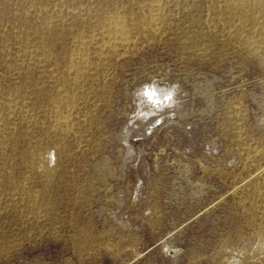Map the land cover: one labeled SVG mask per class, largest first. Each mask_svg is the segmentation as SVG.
<instances>
[{"label": "rangeland", "instance_id": "1", "mask_svg": "<svg viewBox=\"0 0 264 264\" xmlns=\"http://www.w3.org/2000/svg\"><path fill=\"white\" fill-rule=\"evenodd\" d=\"M150 1L0 0V264H264V0ZM126 12L160 19L102 48Z\"/></svg>", "mask_w": 264, "mask_h": 264}, {"label": "bare ground", "instance_id": "2", "mask_svg": "<svg viewBox=\"0 0 264 264\" xmlns=\"http://www.w3.org/2000/svg\"><path fill=\"white\" fill-rule=\"evenodd\" d=\"M147 1V0H146ZM153 2H155V0H151L148 4L150 5V6H152V7H157L158 5H157V3L155 2V3H153ZM224 2V1H223ZM158 3H159V1H158ZM226 3H228L227 4V6L229 7V9H230V13H231V17H233V18H235V19H237V21H238V24H240V21H245V22H250L251 23V21H252V13H251V11H252V3L250 2V1H242V0H228V2H226ZM254 4V3H253ZM141 5V4H140ZM143 5V4H142ZM141 5V6H142ZM225 5V2H224V4H223V6ZM126 6V5H125ZM140 6V7H141ZM146 6V5H145ZM227 6H226V8H227ZM128 7V6H127ZM151 7V8H152ZM130 8V7H129ZM150 8V7H149ZM162 8V7H161ZM139 9H142V8H139ZM153 9V8H152ZM164 9V8H163ZM148 10H151V9H148ZM155 10V9H154ZM158 10V9H157ZM162 10V9H161ZM165 10V9H164ZM130 11H132V10H130ZM163 11V10H162ZM227 11H228V9H227ZM254 11V10H253ZM129 12V11H128ZM128 12H126V13H123L124 14V16H122L121 14L120 15H118L119 13H116L115 15H110V16H108L107 18H106V23H104V21H102L104 24L100 27V29H101V42H100V40L98 41L99 43H101L100 45L102 46V48L104 47V46H108V48L110 49V48H114V46H116V42H113L114 40H120L121 42L122 41H125V37H127V39H129L128 38V36H126V29H128V28H126L127 27V25L128 24H131V26H134L135 27V29H137V27H140V26H145V25H147L146 27L148 28V26H150V27H152V26H154V25H156V21L155 20H157V19H160V17H159V12H158V15H156V17L154 16V14H156V13H154V14H150V16L148 15V14H146V13H144V15L146 14V16H140V14H138V16L139 17H135V18H131V20L129 19L128 21H127V19L128 18H125V16L128 14ZM115 13V12H114ZM220 13V12H219ZM226 13V12H225ZM126 14V15H125ZM131 15H132V13H130ZM162 14V13H161ZM163 14H165V12H163ZM257 14H258V12H257ZM136 15V14H135ZM142 15V14H141ZM130 16V15H129ZM132 16H134V15H132ZM162 16V15H161ZM255 16V15H254ZM257 16V15H256ZM128 17V16H127ZM131 17V16H130ZM129 17V18H130ZM163 17H165V15H163ZM163 17H161V19L163 18ZM217 17H219V15L217 16ZM216 17V18H217ZM223 17V16H222ZM260 17V16H259ZM261 17H264V16H261ZM46 18V17H45ZM48 18V17H47ZM46 18V19H47ZM105 18V17H104ZM227 18H229L228 16H227ZM45 19V20H46ZM44 20V19H43ZM44 20V21H45ZM100 20H103V18L102 19H100ZM166 20V19H165ZM165 20H163V22L165 21ZM232 20H234V19H232ZM49 21V20H48ZM97 22L96 23H98V20H96ZM215 21H216V19H215ZM219 21V20H218ZM128 22V23H127ZM167 22V21H166ZM211 22V21H210ZM210 22H209V24H210ZM213 22V21H212ZM217 22V21H216ZM232 22V21H231ZM259 22V21H258ZM45 23H47V22H45ZM96 23H93V24H96ZM160 23H161V20H160ZM218 23V22H217ZM234 23V22H233ZM100 24H102L101 23V21H100ZM164 24V23H163ZM208 24V25H209ZM262 27H264V18H261L260 19V23H259ZM97 25V24H96ZM211 25V24H210ZM215 25V24H214ZM220 25V24H219ZM225 25H227V24H225ZM235 25V24H234ZM98 26V25H97ZM222 26V25H221ZM244 26V25H243ZM255 26V25H254ZM257 26V25H256ZM40 27V26H39ZM43 27V26H42ZM95 27V26H94ZM134 27H132L133 29H134ZM157 27V26H156ZM92 28V27H91ZM99 28V27H98ZM143 27H140V29H142ZM162 28V27H161ZM228 28V30H229V27H227ZM250 28V27H249ZM46 29H47V27H46ZM97 29V28H96ZM158 29V28H157ZM231 29V28H230ZM232 29H233V26H232ZM255 29V28H254ZM44 30V29H43ZM129 30V29H128ZM130 30H132V29H130ZM137 30H139V29H137ZM100 31V30H99ZM98 31V32H99ZM156 31V30H155ZM231 31V30H230ZM90 32H92V30L90 31ZM94 32V31H93ZM92 32V33H93ZM96 32H97V30H96ZM46 32H44V34H45ZM53 33V32H52ZM51 33V31H49V33H46V34H48L47 36H51V38H52V34ZM95 33V32H94ZM234 33V32H233ZM45 34V35H46ZM90 34V33H89ZM96 34V33H95ZM95 34H93V35H95ZM92 35V36H93ZM97 35V34H96ZM129 35V34H128ZM82 36V35H81ZM88 36V35H87ZM98 36V35H97ZM100 36V35H99ZM78 37V36H77ZM88 37H90L91 38V35H89ZM79 40L81 41V38H83V37H80L79 36ZM94 38H95V36H94ZM89 41H91V39H89V38H87ZM93 40V43L92 44H94V43H96V42H94V40L95 39H92ZM84 41V40H83ZM88 41V44H90V42ZM97 41V40H96ZM119 41V42H120ZM79 42V41H78ZM118 42V43H119ZM82 43H85V41L84 42H82ZM98 43V44H99ZM113 43H115V45L113 44ZM86 44V43H85ZM114 46H113V45ZM125 44V43H124ZM94 46H96V44H94ZM99 46V45H98ZM98 46H96V47H98ZM77 47H79V46H77ZM81 47V46H80ZM84 47V50H85V46H83ZM96 47H94L95 49H97L98 50V48H96ZM117 47V46H116ZM94 48H93V51H96V50H94ZM105 48V47H104ZM78 49H80V48H77V50ZM116 49H118V48H116ZM83 50V49H82ZM111 50H113V49H111ZM79 51V50H78ZM88 50H85L84 52H86V53H89V52H87ZM99 51L101 52V50L99 49ZM106 51V50H105ZM107 51H109L108 49H107ZM114 51V50H113ZM112 51V52H113ZM98 52V51H97ZM112 52H110V53H112ZM75 52H73V54H74ZM79 53H81V52H79ZM78 53V54H79ZM109 52H106V53H104L105 55L106 54H108ZM113 53H115V52H113ZM72 54V53H71ZM83 54V53H82ZM99 54V53H98ZM84 55V54H83ZM82 55V56H83ZM88 55V54H87ZM101 55H103V54H101ZM90 56V55H89ZM35 57V56H34ZM39 57V56H38ZM55 57H56V55H55ZM64 57V56H63ZM66 57V56H65ZM86 56L84 55V57L83 58H85ZM88 57V56H87ZM104 57H106V56H104ZM33 58V57H32ZM36 58V57H35ZM41 58V57H40ZM60 58V57H59ZM68 58V57H67ZM77 58V57H76ZM76 58H74V59H76ZM31 59V58H30ZM41 59H43V58H41ZM45 59V58H44ZM86 59V58H85ZM102 59V58H101ZM33 62H34V60L33 59H31ZM30 60V61H31ZM38 60V59H37ZM67 60V59H66ZM63 61V60H62ZM68 61H71V62H69L68 63V68L70 69V70H74V72H73V74L75 73H78V68H80V64L78 65L77 64V62L76 61H79V60H76V61H74V62H72L73 60H68ZM85 62L87 61L88 62V59H86V60H84ZM83 61V63H85ZM103 61V60H102ZM36 62V61H35ZM43 62V61H42ZM41 62V63H42ZM87 62H86V64H87ZM105 62V61H104ZM103 62V63H104ZM31 63V62H30ZM36 63H39V62H36ZM36 63H34L33 65H35ZM80 63V62H79ZM100 63V62H99ZM99 63H97L98 65H99ZM56 64H59L58 62L56 63ZM66 63H64V65H65ZM44 65V64H43ZM32 66V65H31ZM37 66H39V65H37ZM40 66H42L41 64H40ZM58 66V65H57ZM34 67V66H33ZM59 67H60V65H59ZM66 67V65L63 67V68H65ZM88 67V66H87ZM89 68V67H88ZM88 68L87 69H85V70H88ZM60 69H62L61 67H60ZM80 69H83V66L80 68ZM90 69L91 68H89V71H90ZM96 69H97V67H96ZM60 71H62V70H60ZM94 70H92V72H93ZM102 71V70H101ZM32 72V71H31ZM64 72V71H63ZM62 72V73H63ZM104 72V71H103ZM43 73H45V72H43ZM47 73V72H46ZM71 73V72H70ZM80 73L82 74V70L80 71ZM87 73V72H86ZM96 73H99V72H96ZM32 74H33V72H32ZM64 74H65V72H64ZM66 74L68 75L69 74V72L67 71L66 72ZM72 74V73H71ZM74 74V75H75ZM81 74H79V75H81ZM103 74V73H102ZM43 75V74H42ZM42 75H41V77H42ZM47 75V74H46ZM49 75V74H48ZM63 75V74H62ZM77 75V74H76ZM90 75V74H89ZM69 76V75H68ZM71 76V75H70ZM78 76V75H77ZM93 76V75H92ZM96 76V75H95ZM34 77V76H33ZM48 77V76H47ZM74 77V76H73ZM79 78H80V76H78ZM78 77H76L77 79H78ZM97 77V76H96ZM105 77V76H104ZM46 78V77H45ZM53 78V77H52ZM67 79V77H65L64 76V79ZM75 78V79H76ZM36 79V78H35ZM34 79V80H35ZM61 79V77L58 79V80H60ZM98 79V78H97ZM49 80H50V77H49ZM55 80H56V78H55ZM58 80H56V81H58ZM62 80H63V78H62ZM68 80L70 81V78L69 79H67V81H66V83L68 82ZM90 80V79H89ZM36 81V80H35ZM52 81V80H51ZM50 81V82H51ZM61 81V80H60ZM64 81V80H63ZM73 82L75 81V80H72ZM92 81V80H91ZM96 81V80H95ZM94 81V82H95ZM99 81V80H98ZM97 81V82H98ZM37 82V81H36ZM41 82H42V80H41ZM45 82V81H44ZM43 82V83H44ZM47 82V81H46ZM49 82V83H50ZM53 82V81H52ZM93 82V81H92ZM102 82V81H101ZM35 83V82H34ZM39 83H40V81H39ZM39 83H37V85L39 84ZM60 82L58 81V85H60L59 84ZM62 83H64V84H66L65 82H62ZM69 84L71 83V82H68ZM36 84V83H35ZM50 84H52L53 85V83H50ZM77 84V83H76ZM93 84V83H92ZM96 85H97V83H95ZM100 84V83H99ZM103 84V83H102ZM105 84V83H104ZM42 85V84H41ZM58 85H56L57 87H58ZM63 85V84H62ZM78 85V84H77ZM94 85V84H93ZM39 86V85H38ZM54 86V85H53ZM52 86V87H53ZM34 87H35V85H34ZM40 87V86H39ZM51 87V88H52ZM69 87V86H68ZM74 87V86H73ZM72 87V88H73ZM87 87V86H86ZM90 87V86H89ZM98 87H100V85L98 86ZM102 88H103V86H101ZM107 87V86H106ZM54 88V87H53ZM65 88H67V87H65ZM164 88V87H163ZM44 89V88H43ZM56 90H57V88H55ZM58 89H60V86H59V88ZM62 89H64V87L63 88H61V90ZM94 89H95V87H94ZM38 90V89H37ZM37 90H36V92H37ZM54 90V89H53ZM55 91V90H54ZM73 91V90H72ZM74 91H75V89H74ZM98 91V90H97ZM39 92V91H38ZM37 92V93H38ZM43 92V91H42ZM59 92H61V91H59ZM58 91L56 92V93H59ZM63 92V91H62ZM71 92V91H70ZM108 92H110V91H107L106 93H108ZM40 93H41V91H40ZM55 93V92H54ZM82 93V92H81ZM91 93V92H90ZM42 94H45V93H42ZM98 94H99V92H98ZM144 94H145V96H146V98L148 99V101H150L151 103H153L155 106H160V105H164L165 103H167V102H169L170 100H171V96H172V91H170L169 89H166V88H164V89H160L159 88V86L157 85V84H152V85H150V86H147L146 87V89H145V91H144ZM63 95V94H62ZM67 94H65V96H66ZM50 96H52V95H50ZM94 96V95H93ZM93 96H92V98H93ZM54 97H56V96H54ZM48 98H49V96H48ZM53 98V97H52ZM60 98V97H59ZM63 98H65V97H63ZM54 100H56V101H60V100H58V97H56V99L55 98H53ZM71 98L69 97V101H71L70 100ZM54 100H51V102L53 101V103L55 102ZM80 100V99H79ZM78 100V101H79ZM81 101V100H80ZM88 101V100H87ZM98 101V100H97ZM68 102V101H67ZM83 102V101H82ZM85 102V101H84ZM10 103V102H9ZM50 102L48 101V104H49ZM60 103V102H59ZM72 103V102H71ZM71 103H69L68 102V105L70 104L71 105ZM77 103V102H76ZM13 104V103H12ZM48 104H46V105H48ZM63 104V103H62ZM73 104H74V101H73ZM73 104H72V108L74 107L73 106ZM11 105V104H10ZM51 105V104H50ZM49 105V106H50ZM54 105V104H53ZM59 105L60 104H56V105H54L53 107V109H57L58 107H59ZM64 105V104H63ZM9 106V105H8ZM8 106H6V108L8 107ZM62 105H60V107H61ZM66 106H67V104H66ZM4 107V106H3ZM9 107H11V106H9ZM8 107V108H9ZM12 107H13V105H12ZM52 107V106H51ZM63 107V106H62ZM65 107V106H64ZM71 107V106H70ZM50 108V107H49ZM10 109V108H9ZM50 109H52V108H50ZM52 109V110H53ZM69 110V109H68ZM51 111V110H50ZM66 111V110H65ZM65 111H64V113H65ZM56 112H58V110L56 111ZM55 112V113H56ZM60 112V111H59ZM14 113V112H13ZM17 113V112H16ZM49 114H47V115H49V117H50V112H48ZM63 113V114H64ZM53 114H54V112H53ZM67 114V113H66ZM8 115V114H7ZM56 115V114H55ZM60 115V114H59ZM5 116V115H4ZM67 116V115H66ZM69 116V115H68ZM56 117V116H55ZM57 117H58V120L61 122V120H62V117H59L58 115H57ZM4 118V117H3ZM25 118V117H24ZM45 118V117H44ZM83 118V117H82ZM85 118V117H84ZM2 119V118H1ZM46 119V118H45ZM44 119V120H45ZM50 119V118H49ZM52 119H54L53 117H52ZM51 119V120H52ZM64 119V118H63ZM2 120H4V119H2ZM71 120V119H70ZM70 120H69V122H70ZM74 120V119H73ZM48 121V120H47ZM58 121V122H59ZM8 122V121H7ZM52 123V122H51ZM54 123H56V122H54ZM61 123H63V122H61ZM65 123V122H64ZM71 123V122H70ZM0 124H2V123H0ZM46 124V123H45ZM47 124L48 125H50L49 124V122H47ZM47 124H46V126H47ZM57 124V123H56ZM61 125V124H60ZM64 125H66V124H64ZM64 125H63V127H64ZM2 126V125H1ZM51 126H52V124H51ZM62 126V125H61ZM6 127V126H5ZM48 127V126H47ZM46 127V128H47ZM56 127V126H55ZM63 127H61V128H63ZM22 128H24L23 126H22ZM49 128H50V126H49ZM60 128V129H61ZM65 128H66V126H65ZM71 128V127H70ZM21 129V128H20ZM54 129V128H53ZM69 129V128H68ZM66 130V133L69 131V130ZM4 130V129H3ZM12 130V129H11ZM50 130V129H49ZM58 130V129H57ZM7 131V130H6ZM45 131H48L47 129L45 130ZM64 131V130H63ZM49 132V131H48ZM54 132V131H53ZM57 132V131H56ZM4 133V132H3ZM23 133V132H22ZM60 134L59 135H61V132H59ZM69 133V132H68ZM44 134H46V132L44 133ZM53 135V134H52ZM63 135H64V133H63ZM63 135H61V136H63ZM67 135V134H66ZM66 137V136H65ZM4 139H5V137H4ZM9 139V138H8ZM12 139V138H11ZM32 139V138H31ZM1 141V140H0ZM19 142H20V140H19ZM61 143V142H60ZM59 143V144H60ZM3 144V143H2ZM28 144V143H27ZM62 144V143H61ZM1 147V146H0ZM36 147V146H35ZM38 148V147H37ZM65 148V147H64ZM29 149V148H28ZM66 149V148H65ZM30 151V150H29ZM33 151V150H32ZM28 151H26L25 153H27ZM31 152V151H30ZM39 152V151H38ZM50 152V151H49ZM25 153H24V155H25ZM34 153V152H33ZM30 154V155H34V154ZM47 153V152H46ZM38 154V153H37ZM52 154V153H51ZM29 155V156H30ZM36 156V155H35ZM45 156V155H44ZM43 156V157H44ZM54 155H52V157H53ZM22 157H23V155H22ZM45 157H47V156H45ZM62 157V156H61ZM24 159V158H23ZM25 161H27V159H25ZM30 161V160H29ZM39 162V164L38 165H40V164H42L43 163V160H41V161H38ZM24 163V162H23ZM262 163V162H261ZM25 164H26V162H25ZM29 164H30V162H29ZM46 164V163H45ZM45 164H44V166H45ZM48 164V163H47ZM31 165H35V163L33 164H31ZM30 167V166H29ZM34 167H36V165L34 166ZM33 167V168H34ZM42 167V166H41ZM41 167H37V169L38 168H40V170L42 169ZM45 167H48L47 165L45 166ZM45 167H43V168H45ZM26 168H28V167H26ZM260 168V167H259ZM29 169V168H28ZM47 169V168H46ZM46 169H44V170H46ZM48 169H50L49 167H48ZM38 171V170H37ZM36 171V172H37ZM49 171V170H48ZM2 172V171H1ZM35 172V173H36ZM40 172V171H39ZM38 172V173H39ZM262 172V171H261ZM31 173V172H30ZM40 173H43L42 171L40 172ZM45 173V172H44ZM37 175H39V174H37ZM259 175H262V174H260L259 173ZM7 176H8V174H7ZM35 176V175H34ZM41 176V175H40ZM39 176V177H40ZM43 176H45V175H43ZM3 177V176H2ZM5 177V176H4ZM7 178V177H6ZM46 178H47V176H46ZM4 179V178H3ZM262 179H264V178H262ZM1 181H2V179H1ZM4 181V180H3ZM2 181V182H3ZM41 181V180H40ZM43 181H45V179H44V177H43ZM5 182V181H4ZM8 183H9V180L7 181ZM13 182V181H12ZM254 182H255V180H254ZM260 182V181H259ZM7 183V184H8ZM258 183V182H257ZM262 183H264V182H262ZM3 184H5V183H3ZM2 184V185H3ZM10 184V183H9ZM8 184V185H9ZM253 184V183H252ZM259 184V183H258ZM254 185V184H253ZM7 186V185H6ZM258 186V185H257ZM3 187H4V185H3ZM2 187V188H3ZM249 187V186H248ZM247 187V188H248ZM4 188H6V187H4ZM3 188V189H4ZM257 191H258V188L256 189ZM253 191V190H252ZM259 193H260V189H259ZM255 194V193H254ZM257 194V193H256ZM36 195V194H35ZM34 196V195H33ZM257 196V195H256ZM30 197V196H29ZM31 199V198H30ZM254 200V199H253ZM32 201V200H31ZM37 202V201H36ZM40 202V201H39ZM43 202V201H42ZM32 203V202H31ZM46 203V202H45ZM251 203V202H250ZM257 203V202H256ZM41 203H39L38 205H40ZM43 206V205H42ZM257 210V209H256ZM37 211H38V208H37ZM257 214V213H256ZM252 217V216H251ZM261 219V218H260ZM259 227H260V225H259ZM260 230H262V229H260ZM261 235H264V231H262V233H261ZM260 236V235H259ZM261 239V238H260ZM259 248H261L262 249V252H264V236H262V239L259 241ZM243 251V250H242ZM244 253V252H243ZM241 252L238 254L239 255V257H236V255L235 256H230V258L228 259V260H226L227 261V264H240V261H241ZM245 254V253H244ZM244 256V255H243ZM250 257V256H249ZM248 258V257H247ZM251 260V259H250Z\"/></svg>", "mask_w": 264, "mask_h": 264}]
</instances>
